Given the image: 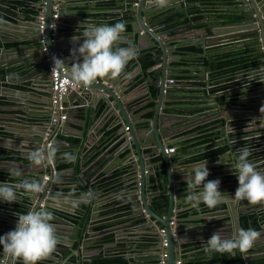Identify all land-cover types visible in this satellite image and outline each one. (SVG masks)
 <instances>
[{"label":"crops","instance_id":"0c3cea01","mask_svg":"<svg viewBox=\"0 0 264 264\" xmlns=\"http://www.w3.org/2000/svg\"><path fill=\"white\" fill-rule=\"evenodd\" d=\"M194 1V0H193ZM196 1H206V0H195ZM233 0H214L212 2L213 6L215 7L212 13L215 12V14L207 13L203 19L200 21V23L215 18L216 14L223 13V14H229L231 11V7L233 6ZM61 2V1H60ZM142 2V0H141ZM147 2V0H146ZM149 2V0H148ZM68 9L69 12L67 19L69 20H75L79 23L78 29H80V26L85 21H90L92 23H95L97 25L99 24H107L108 18L107 15L114 14L117 16V18H124L125 22L130 21V25L132 22L131 18H128L129 14L131 13V10L136 7H141L140 1L136 2V0H121V8H108L104 10H90L92 7L91 3H88V0H82V2H79L78 4L71 2L70 0H67ZM174 4H176L174 2ZM183 4V3H182ZM199 4L196 2V5ZM76 5H84L85 9H82L81 7H76ZM181 8H174L173 5H168V7L165 8L164 12L161 14V17H166L169 15L173 16V19L171 22H177V19H174L175 16H181V14H178L176 11ZM75 12H79L83 15L82 18H76L75 15H78ZM79 14V15H80ZM126 14V15H124ZM191 18L186 17V22H191ZM143 23V22H142ZM140 30L138 29L135 32H132V25L131 29L127 32H125V40L120 42V47H135V49L138 52V57L130 61L125 69V73L128 75L125 76L122 74L120 78H103V79H97L95 82H93L91 85L85 87L82 85H76L74 89H77L79 92L80 90H83L84 96L83 100H79L78 102L74 101V107L75 111L72 112V114H83L84 108L87 109V122L85 126L82 125L84 121H82V117L78 116L77 119H72L70 121V127L71 129L66 130V135H60L65 140H68L71 142L67 149H62L61 151H57V153L61 152H70V150L76 149V153L74 154V161L72 162H65L63 159H60L59 163L60 166L57 169L53 170V173H55L59 179L57 180L62 182L61 185H67L69 186V190L67 193H70L71 196H59V197H53L50 196V202L48 203L50 207V211H54V217L58 218H65L66 212L70 213L71 216H76V211L68 210L70 207H76L78 205L80 208H86L85 200L82 199L85 191L88 190L91 191L93 194L96 195V199L99 203H105L106 207H109V203L116 202L117 198L124 197L128 191L133 189L134 186H138L136 191L138 192V199L140 200L139 203H142V200L145 203H148L151 206V202L149 203L150 199L153 203V208L157 211H160V215L162 217H165L167 212L166 205H163L164 203H161L162 198L166 199L168 189L164 188V186L161 184L160 190L157 191L153 189L154 185V179L153 177H150L148 187L152 188L147 192L150 196L147 198V200H144L141 196L142 191V184L140 182L134 183L133 173L132 170L133 167L131 166V161L135 162L138 161L139 157L141 160L147 157V154L150 152V143L149 145H144L141 149L138 146V138L135 134V131H133L134 136V142L137 143L135 146L134 144H131L130 150L128 149V140L120 142L123 135L130 134L129 131L132 129L130 125H126L125 128H123L125 134H122L119 136L118 134H121V128L120 126H116L113 121L110 118L109 111L111 109L116 108V104L119 102L120 95L122 96L125 93L130 92L129 94L124 96H130V101L136 100L138 98H143V103L140 105H136L134 108H132L131 112H136V116L139 114H143L147 112L143 117L142 121L144 122L142 126L145 127L146 121L148 117H152L153 113L148 112L151 107L155 105V101L148 98V94L146 91V88H139L138 90H135L134 87L139 84L140 81H143L144 77H148L149 79V59L152 57L150 55H145L148 50L152 48V41L151 37H149V34H147L144 30H147V25L142 24ZM198 23L197 21L192 22L193 29L190 28L187 32H182L181 36H186V38H191L193 40H196V44L199 48L202 49L201 58L203 59L204 56H206L208 59H206L205 66L208 65L215 68L216 67V61L214 58V55L217 53H222L225 51L230 50H236L237 47H240L244 45L243 43H240L239 45H232V43H226V44H217L214 43V36L212 34H206L203 31V28L206 27L204 24L196 26ZM211 24V23H210ZM67 25V26H66ZM66 28L64 30L60 29L61 32L65 31L66 35L64 37H59L56 42L60 41L59 43L61 45L62 50L64 51L65 57H61L65 60V63L70 67L71 66V49L77 45V41L73 39L74 36L80 35L83 31V28H81L77 33L75 30L72 29L73 24L71 23H65ZM210 27V26H209ZM3 29L7 31L6 33L8 35H17L18 37L21 36V34H29L26 30V26H20L18 29L14 26H3ZM150 30V29H149ZM170 38H173L175 36L174 34H170ZM160 39V37H157ZM83 37L80 38L79 43H83ZM198 41V42H197ZM201 41V42H199ZM55 42V43H56ZM239 43V42H238ZM12 46L16 45V43H9ZM189 45V44H186ZM234 47V48H233ZM17 52V51H16ZM32 55V52L24 49L23 51L19 53H14L9 56V59H12L14 57L18 56H24L25 58H28ZM142 55V56H141ZM182 57V59L179 62H175L174 64L180 68L179 73L177 75V80L181 82L183 85H178L179 93L183 97L177 100H189L192 101L190 104L192 107H199V110H196L195 112L190 111H182L180 113H174L171 120H167L166 122L160 121L159 127L164 126H172L173 129V135L171 134L170 139H166V141H170L169 147L173 145H177L176 143L183 140H194L196 137L203 136L208 133H212V131H216L218 133V136H220L218 131V125L223 123L231 125L233 131H237L239 129H243L246 125H243L244 123H247L249 120V117L247 115H240V113L244 112L241 107H231L229 104L238 105L241 106L242 104L240 101L242 99L247 98L249 94H246L248 90H245L243 86H249L251 81H244L240 79L238 76L232 78V80L235 82L230 88L225 89H213L215 84L214 82H211V84L206 83L204 80L201 79L202 76L199 74H190V72H194L195 69L201 67V61H198L196 65L190 64L186 65L184 61L196 58L197 55L189 54V53H183L178 54ZM143 56H147V58L143 59ZM196 63V62H195ZM137 64V65H136ZM165 65V62H164ZM196 66V67H195ZM157 67V65L155 66ZM204 67V66H203ZM32 72V71H31ZM30 72V73H31ZM139 73L143 74V77L140 79ZM16 74L12 73V77L8 76L9 82L12 81L13 77ZM32 75V74H31ZM35 75H33L31 78L26 79H15L17 83H24L26 86L31 87L34 83ZM48 79V75L45 77ZM242 80V81H241ZM224 80L220 81L219 83H223ZM13 83V82H12ZM12 87V86H11ZM182 88V90H181ZM40 91L38 88L36 89V92L38 93ZM46 91V89L44 90ZM82 93V92H80ZM176 93V94H177ZM104 95L105 97H111V95L114 97L111 99V109L105 111V103L100 99V96ZM4 99L9 103L6 109H4V113L2 112L0 114V123L4 124L3 130L8 133V136H5L6 140H2L0 143L1 148H7L9 150L18 151L19 153L23 154L28 152L29 150H18V146L23 144L24 142L19 141L18 139H14L12 136V130H18L17 133L19 135L29 138L33 134V130L30 131V129H24V128H18L17 125H21L20 122H18V119H12L11 116L14 113L22 114L23 112L19 111L21 109V106H19L18 102H14L11 100L15 94L12 91H6L2 95ZM212 96L215 97L216 102L220 105H223L220 107V111L217 112L215 108H213L208 102V97ZM34 99L35 97H31ZM86 98V99H85ZM229 99V101L226 100ZM25 101L28 99V97H24ZM248 99H251L249 97ZM99 101L100 105L98 109L96 108V103ZM65 107H69L68 102L63 103ZM189 104V105H190ZM228 104V105H227ZM190 107V106H188ZM244 108V107H243ZM77 109V110H76ZM118 109H115L117 111ZM211 112V114H209ZM135 117V116H134ZM217 119V120H216ZM153 123H156L155 120L151 121L149 124L152 125ZM235 124H238L235 126ZM97 126V134L92 135L94 130H91V126ZM115 125V126H114ZM130 128H129V127ZM20 127V126H19ZM113 127V128H112ZM126 127H128L126 129ZM176 127V128H175ZM83 129V135L82 137H79V135L75 132V130H82ZM11 131V132H10ZM140 135L143 136L142 132H145V130L141 129ZM60 132V130H59ZM117 132L118 134H116ZM157 132H160L159 130ZM229 132V131H228ZM104 133V134H103ZM204 133V134H202ZM91 134V135H90ZM103 134V135H102ZM201 134V135H200ZM230 134H234L231 130L228 135L225 136L226 140L227 137H230ZM89 138V139H88ZM217 139V138H216ZM254 142H262L264 141V135H255L253 136ZM88 140V141H87ZM218 140V139H217ZM89 142V143H88ZM26 143V142H25ZM73 143H76L73 144ZM28 144V143H26ZM214 140H211L209 143L203 144L201 146H192L189 145V148L179 147L180 149L179 154L177 157H175V160H173L171 163L172 167L174 168V178L172 181H174V185H179V180H184L186 177V172L190 171V168L193 164L198 162H206L207 167L210 171V175L207 178L208 180H215L219 179L221 181L220 184V191L227 196V194L230 193V188L225 187L224 184H229L224 182L225 178L220 177L219 170L224 169L225 165H222L221 167H216V164H218V160H215V158H206L201 160H188L190 157L197 155L199 153H202L204 151L209 150V146L213 145ZM18 145V146H17ZM220 145V143L216 144ZM215 145V146H216ZM214 146V147H215ZM146 153V155H145ZM164 153L165 150H164ZM148 160V158H147ZM160 158L153 156L152 158V164L147 165V167H154V171H161V178L163 175V172L165 171V168L163 165L160 166L159 164ZM262 163H260L261 165ZM264 164V163H263ZM0 167L3 171H6L7 173H10L11 169H18L22 172V175L18 178H28L31 176H35L38 172L41 171V166H34L31 164V162H13V161H3L0 163ZM86 170V175L84 176V171ZM157 168V169H156ZM264 168V167H260ZM74 169V170H73ZM145 170L141 171L144 172ZM151 174V173H150ZM163 181V180H162ZM4 182V181H1ZM176 183V184H175ZM79 184L80 186L75 187V185ZM186 184L183 182V185ZM141 186V187H140ZM172 186V185H171ZM175 186L174 190H170L173 192L172 194H178V196L182 197L184 200L181 202H176L175 207L176 211H178V214L173 216L171 218L172 221L179 220L181 224V228L178 230V239L175 244V251L176 255L179 256L181 259L185 261V259H190V264H235V261L232 262H226L225 260H222L220 258V254L216 253L212 256V258H209L206 256V254L202 251V241L205 237V235L208 234L207 230L205 229H198V227L205 225L207 223L210 224V226L213 225V220L215 217H208V222H204L202 220V216H200V213L216 210V209H222L224 208V203L218 204L215 208H209L203 203L199 205L198 208H193L190 204L185 202V194H186V186L184 188H176ZM154 194H156L155 197ZM229 196H227L228 198ZM41 198V195H38V204L40 202H43V200H39ZM153 198V199H152ZM154 201L156 202V205H154ZM157 201L159 203V207L157 206ZM60 204V205H59ZM162 204V205H161ZM61 205H66V210H62ZM141 205V204H140ZM61 206V207H60ZM163 206L164 209L161 207ZM142 207V206H141ZM230 207V206H229ZM40 208V207H39ZM124 208V207H123ZM123 208H113V209H106L104 211H101L99 216H94V220L92 222V229L90 231H87V235L89 237V241L92 239H97V242L102 246V248H95L90 244L88 247V242H86V247L84 249L83 246L79 243V241H75L72 248L67 250V248H64V242L59 243L56 250L51 254V256L43 261H46L47 264H93V261L97 260L98 258H103L105 255L109 253L111 257L115 255H120L125 260V264H158L160 261L159 253V247L162 245L161 240L157 237L156 241H160V244H146L144 241H141V239H137V235H134L135 233L140 232H149L147 230L148 224L144 227L145 230H140L138 227L136 229V226L134 228H129L127 230H123V227L125 225H128L130 220H133L135 223L140 224L143 220L136 219L137 216L141 217L140 210L137 208L136 213L129 214L127 212H123ZM231 210H238V207H230ZM41 209V208H40ZM144 209V208H143ZM142 209V213L143 212ZM209 209V210H208ZM2 210V209H1ZM56 211V212H55ZM65 211V213L63 212ZM175 211V212H176ZM6 212V211H5ZM75 212V213H74ZM0 214L2 217H0V224H4L1 220L10 218L6 217L2 211H0ZM10 214L12 217V213L6 212ZM112 213H115L112 215ZM146 215V214H145ZM135 216V217H134ZM147 216V215H146ZM204 216V215H203ZM67 218V217H66ZM207 218V217H206ZM224 219V215H221V219ZM70 221L75 222V219L69 217L67 218ZM226 219V218H225ZM232 221V220H231ZM117 222V223H116ZM55 227H65L67 229H70L69 231L71 234H74V230L72 226L70 225H64L60 224L53 219L52 222ZM67 224V223H66ZM156 224L159 227H162L163 225L159 223L158 221ZM172 224V223H171ZM241 224L243 228L247 227L246 225L241 221ZM164 227V226H163ZM232 234H236L235 231H239V229L236 227H232ZM86 231V227L84 229ZM113 231H115V236L117 239H120V242L118 244H115L112 242L111 238L114 235ZM148 235H152L149 234ZM201 236V237H200ZM136 238L137 244H135V241H133ZM174 239V240H175ZM129 242V247L125 248V242ZM70 243V242H69ZM69 243L67 245H69ZM254 247H260L264 246V234L259 236L257 240L254 242ZM107 248V249H106ZM80 249H82V256H80ZM106 249V250H104ZM163 250L168 251L166 248ZM174 250L171 248V253L169 252V256H172V252ZM97 258V259H96ZM171 261V257L169 258ZM5 263L11 264V260L9 257L6 256L4 259ZM83 261V262H82ZM168 264V263H167Z\"/></svg>","mask_w":264,"mask_h":264},{"label":"water","instance_id":"95a60500","mask_svg":"<svg viewBox=\"0 0 264 264\" xmlns=\"http://www.w3.org/2000/svg\"><path fill=\"white\" fill-rule=\"evenodd\" d=\"M60 10L58 13V18L56 19V27H57V34L56 38L57 40L59 37H64L66 35L65 31L61 32L60 29L64 30L66 28L65 23H71L73 24L72 29L76 31V33L79 31L78 25L79 23L75 20H69L67 19L69 9L67 0H60ZM140 1L141 7H136L131 10V13L129 14V17L132 19L131 25H132V32L137 33L136 31L141 27V23L147 25V30H144L147 34H149V37H151L152 41V48L148 50V52L145 53V55L152 56L149 59L150 67L148 69L149 71V79L148 77H144L143 81H140L138 85L134 87L135 90H138L139 88H146V91L148 94V98L155 101V105L149 109L148 112H152V117H148L146 121L145 127L143 125L142 117L147 113L139 114L136 116V112H131L132 108H134L136 105H141L143 103V98H138L130 101V96H124L129 94L125 93L119 98V102L116 104V108L118 109L115 111V109H111V99L114 98L112 95L111 97H105L104 95L100 96V99L105 103V111L110 110L109 114L113 112V114L110 115L111 120L116 126H120L121 128V134L115 132L119 136L122 134H125L123 128H125L126 125L131 126V130L129 131V135L127 137V134L123 135L120 142L128 140V149L130 150L131 144L137 145L136 142H134V136L133 131H135V134L138 138V146L139 150L141 152V149L144 145H149L150 143V152L147 154V157L143 160L139 157L138 161H131V166L133 167L132 173L134 178V183L140 182L142 184V191L141 196L144 200H147V198L150 196L147 194L146 191L152 189L148 187L149 179L150 177H153L154 179V188L155 190L159 191L161 188L163 176L161 178L160 174L161 171H154V167H147V165L152 164V158L153 156L160 158L159 164L160 166L163 165L165 170L169 167L170 162L174 159L173 155L174 153H164V148L168 147L169 144L166 141V139L170 136L171 133H173L172 126H164L159 127V122L163 121L166 122L167 120H171L172 116H176L173 114H167L164 112L166 108L167 102L177 101V99H180L183 97L179 93V87L178 85H183L181 82L177 80V75L179 73L178 70L180 68L176 66L174 63L179 62L182 57L178 54H181L180 47L185 46L186 44H193L196 43V40H193L191 38H186V36H181L180 34L182 32H187L190 28L193 29V24L191 23H184V24H174L169 28H163L161 27L162 24V17H160V14H162L165 10V8L157 9L156 7L152 6L150 3V0L146 2V0H136V2ZM182 1L183 0H169V5H173L174 8H181L182 7ZM174 2L176 4H174ZM233 6L231 9H237L235 12H232V20L227 23H222L220 21H212L210 24V27H204L203 31L206 34H212L214 36V43L219 44H226V43H232V45H239L240 43H243L244 45L237 47L236 50H241L243 48H250L252 47L254 49L253 51V59L257 60V63L253 65L250 70L242 71L236 74V77L238 76L239 81L240 79L244 81L246 80H252L257 79L258 81L254 83V91L252 93H249V96L247 98L242 99L240 103L241 106L229 104L231 107H241V109L244 111L240 113V115H247L249 118L246 120H249L247 123H244L243 125H246L243 127V129H239L237 131H233L231 125L227 124H219L218 125V131H219V138L218 140H215L213 145L209 146V149L213 148L217 143L224 142V138L228 133L235 132L238 134H243L244 132L252 131V130H262L264 135V114L260 113V108L264 107V0H233ZM42 3L41 0L38 1L37 6H39ZM52 5L53 0H45L44 4V12L42 13V19L38 15H36L33 19L27 20L24 15L18 14L17 20L7 21L0 18V44L2 45L1 53H0V68L1 67H10V66H16L23 70H27L26 74L23 77H19L20 79H26L31 78L33 75L34 83L33 86L28 87L24 83H20L21 85H25L24 88H15L11 86H3L0 91V96L4 94L6 91H12L15 96L11 99L14 102H18L19 106H21V109L19 111L23 112L22 114L14 113L11 118L12 119H18L17 121L20 122L21 125H17L18 128H24V129H30V131H34L32 136L33 137H23L19 135L18 130H12V136L14 139H18L19 141L24 142L21 145L18 146V150H35V149H56L57 151H61L62 149H67L69 144L68 140L63 139L60 137V135H66L67 131L71 129L70 127V121L72 119H77L78 116L82 117V123L83 126H85L87 122V109L84 108L83 114H72L75 109L74 107V101L78 102L79 100H83L84 91L80 90V93L77 89H74L77 84H75V87H70L65 93L61 94L60 97H58V92L53 91L49 88V80L45 77L48 75V69L49 64L45 59L44 51H43V45L40 43V37L44 36L45 38V45L48 51V54L50 56V59L52 60L53 57L61 58L65 57L64 51L61 48L60 41L56 43L51 42V30L49 28V24L52 20ZM76 18H82L83 15L79 12H75L74 14ZM80 14V15H79ZM208 20H206L207 22ZM43 27L40 28V25ZM184 22V20H183ZM142 23V24H143ZM26 26V30L29 34H22L17 33L18 35L21 34L20 37L17 35H8L4 29L3 26H14L17 29L20 26ZM150 29V30H149ZM170 34H174L173 38H170ZM157 37H160L158 39ZM198 42V41H197ZM201 42V41H199ZM239 42V43H238ZM8 43H16V45L7 47L6 44ZM234 48V47H233ZM24 49L32 52V55L28 58H25L24 56H18L14 57L12 59H9V56L14 53H19L23 51ZM17 51V52H16ZM142 56V55H141ZM144 57V56H143ZM63 59V58H61ZM208 59L206 56L203 57V61L201 62L200 69L197 68L194 70V72H190V74H199L202 80H204L206 83H210V72L211 67L208 65L205 66V60ZM165 62V65H164ZM137 65V64H136ZM157 65V67H155ZM66 66H69V64ZM204 66V67H203ZM196 67V66H195ZM216 68V67H215ZM32 71V72H31ZM31 72V73H30ZM32 74V75H31ZM140 79L143 77V74L139 73ZM12 77V74L9 75ZM15 75L12 79L10 84H16L17 82L15 79H19ZM241 80V81H242ZM13 82V83H12ZM19 84V83H17ZM19 84V85H20ZM246 86L244 85L243 88ZM39 89L38 93L36 92V89ZM46 89V91H44ZM182 90V88H181ZM177 93V94H176ZM55 96V101H54ZM24 97H28V99H24ZM31 97H35L32 99ZM251 97V99H248ZM86 99V98H85ZM227 101L229 99L226 98ZM213 108L216 109L217 112L220 111V107L223 105H220L216 102L215 97L209 96L208 102ZM64 102L69 103V107L59 109V105L63 104ZM99 101L96 103V108L100 105ZM228 105V104H227ZM9 107V106H8ZM181 107V106H179ZM244 107V108H243ZM65 114V118L62 120L60 118L61 114ZM211 114V112L209 113ZM55 117V121L52 120V117ZM135 116V117H134ZM151 121L155 120L157 125L153 123L152 125L149 124ZM255 119V120H254ZM217 120V119H216ZM254 120V122H252ZM4 124L0 123V126L2 127ZM114 125V126H115ZM238 124H235L237 126ZM5 126V125H4ZM20 126V127H19ZM129 127V126H128ZM3 128V127H2ZM97 126L92 125L91 130H94L92 132L94 134H97L99 130H97ZM113 128V127H112ZM130 128V127H129ZM176 128V127H175ZM247 128V129H246ZM141 129L145 130V132H142L143 136L140 135ZM246 129V130H245ZM60 130V132H59ZM133 130V131H132ZM160 132H157V131ZM229 131V132H228ZM11 132V131H10ZM75 132L79 135V137H82L83 135V129L82 130H75ZM104 134V133H103ZM102 134V135H103ZM91 135V134H90ZM89 139V138H88ZM2 140H6L5 137L0 136V143ZM88 141V140H87ZM28 144H26V143ZM89 143V142H88ZM76 145V143H73ZM131 151V150H130ZM63 153H57L55 158L51 161V165L54 168H57V166L60 165L59 161L60 159H63ZM70 153L74 156L76 153V149L70 150ZM229 154V153H228ZM146 155V153H145ZM22 157H25V153L22 154ZM234 156H229V161L224 162V165H232L234 164V161L232 159ZM148 158V160H147ZM231 159V162H230ZM49 164V162H46L45 164L41 165V171L35 174V176H31V180H39L43 184L42 190L34 195H27L31 200L28 203L27 206V212L29 210H40V208L46 209L50 211V207L48 203L50 202V196L53 197H59V196H71L70 193H67L69 190V186L67 185H61L58 183L59 177L52 172V167ZM84 168H82V171ZM157 169V168H156ZM74 170V169H73ZM145 170L144 172H141ZM48 173V178L46 181L44 180V176ZM151 173V174H150ZM86 175V170L84 171V176ZM232 176L236 177V181L238 182L237 175L231 174ZM173 179V178H172ZM169 177L167 179L168 187L170 190H173L172 186L182 187V184L179 183V185H174V181ZM181 181V180H179ZM176 184V183H175ZM172 185V186H171ZM80 186L79 184L75 185V187ZM138 186H134L133 189L128 191L124 197L119 198V203H109V207H106L105 203H99L98 200L95 198L96 195H93V198L89 201L84 203L86 205V208H80L78 205L76 207H70L68 210L76 211V216H71L70 213L66 212V217L75 219V222L70 221L66 217L61 219L58 217H54L55 221L64 224V225H70L72 226L74 230V234H71L69 231L70 229H67L65 227H56L57 235L59 236L61 243L62 241L65 243L63 246L64 248H67L69 250L74 245L75 241H79L81 246L86 247V242L89 241V237L87 235V231H90L92 229V222L95 219L94 216H99L101 211H104L106 209H113V208H119L124 207L123 212H127L129 214L136 213L137 208L140 210V216L136 219L143 220L140 222V224L135 223L133 220H130L128 225H125L123 227V230H127L130 227L134 228L136 226L140 230H145V226L148 224L147 230L149 232H138L134 235H137V239H141V241H144L146 244H160V241H156L155 238H159L161 240V237L159 235V229L160 227L156 224L158 221L161 223L163 228L165 229V238L167 239L168 245L166 249L168 250V256L169 252L171 253V248L174 250L172 252L171 261L170 257L166 258V261L168 264H176L177 260H180L181 258L176 255L175 251V244L178 239V230L181 228V224L179 220L172 221L171 218L178 214V211H176L175 203L178 200V194H172L173 192H169L167 194V212L165 217H162L160 215V211L155 210L152 206H150L148 203H145L142 200V203H139L140 200L138 199V192L136 191ZM141 187V186H140ZM175 188V187H174ZM88 193V190L85 191L84 194ZM41 195V198L39 200H43V202L38 204V195ZM156 194H154L153 197H155ZM153 199V198H152ZM151 202V203H150ZM149 203L152 205V201L150 199ZM42 204V206H40ZM141 204V205H140ZM60 205V204H59ZM40 206V208H39ZM64 208H61L62 210H66V205H61ZM60 206V207H61ZM142 206V207H141ZM146 211L148 214L147 216L145 213H142V209ZM4 213L6 217H10L4 220H1L4 222V224H0V236L5 235L9 231H12L15 229L17 223H18V215L20 214H27V212H21L19 214H12L13 217L6 213L4 210H1ZM176 211V212H175ZM54 213V211H51ZM56 212V211H55ZM65 213V211H63ZM2 214V213H0ZM115 213H112L114 215ZM204 215V216H203ZM221 215H224V219H221ZM200 216H202V220L204 222H208V217H215L213 220V225L210 226L209 223L205 225H202L198 227V229H205L207 230L208 234L205 235L204 239L207 241L213 233L217 232L218 230L222 229V234L225 237L230 238L234 234H232V227H236L239 230L243 228L241 221L237 215L233 212L231 213V210L229 209L228 203H224L223 209H216L204 213H200ZM0 217H2L0 215ZM207 217V218H206ZM226 218V219H225ZM232 218V219H231ZM232 220V221H231ZM53 222V221H52ZM172 222V224H171ZM67 223V224H66ZM117 223V222H116ZM86 227V231H84ZM244 229V228H243ZM248 229V228H247ZM245 229V230H247ZM253 229V228H252ZM93 230V229H92ZM114 235L112 236L111 240L113 243L118 244L120 242V239H117L115 236V231H113ZM238 233L237 231H235ZM152 234V235H148ZM177 237V239H175ZM201 237V236H200ZM175 239V240H174ZM135 241V244H137L136 238L133 240ZM140 241V240H139ZM204 241V240H203ZM70 242V243H69ZM125 242V241H124ZM69 243V245H67ZM97 243V240L89 241L88 247L90 244H93L92 246H97L99 248H102L103 245H95ZM161 245V244H160ZM60 247V246H57ZM129 247V242H125V248ZM159 253L158 255H161V251L163 250L162 245L159 247ZM107 249V248H106ZM104 249V250H106ZM6 254L3 252V250H0V264H8L5 263L4 259L6 258ZM80 256H82V249H80ZM236 256L239 257L235 261V264H250V261L256 260V259H264V250L262 248H254L252 247L247 253H239L237 251ZM9 257V256H7ZM11 260V264H18L20 261L15 260L11 257H9ZM183 261L182 264H190V259H181ZM46 261H41L40 263H43ZM159 264V263H158ZM226 264V263H225Z\"/></svg>","mask_w":264,"mask_h":264},{"label":"clouds","instance_id":"9594fccd","mask_svg":"<svg viewBox=\"0 0 264 264\" xmlns=\"http://www.w3.org/2000/svg\"><path fill=\"white\" fill-rule=\"evenodd\" d=\"M150 3L157 9H161L168 7L169 0H150ZM81 28H83L82 33L73 37L78 46L71 49V66H66L64 59L53 57L51 60L53 62L52 73L58 72L71 83L85 87L97 79L106 77L115 79L120 78L122 74L127 76L125 69L130 61L138 57V52L135 47L119 46L120 42L126 38L124 35L126 23L118 21L112 25H97L87 20L80 26ZM56 34L57 28L54 36L51 31V40L53 37L55 38L54 42L51 41L52 43L57 40ZM41 37L45 40L44 36ZM41 37L40 43L46 47L45 41L41 42ZM81 37L84 38L82 44L79 43ZM49 78L48 69L50 82ZM61 105L64 106V104ZM6 108L7 106L3 110ZM64 108L66 107L64 106ZM260 113L264 114V107L260 108ZM237 153L235 157H232L234 164L230 168L238 178V188L232 198L247 200L251 205H264V168H260V163H264V161H250L249 157L252 152L247 146L240 148ZM55 156L56 149L54 148L51 150H29L25 153V158L34 166H41L46 162L51 165ZM63 159L72 162L75 157L72 153L65 152ZM207 163V160L206 162L195 163L191 166L190 171L186 172V194L184 198L185 202L193 208H198L201 203L213 208L225 199V194L219 190L221 181L219 179H207L210 175ZM218 163H224V157L220 156ZM55 169L57 168L52 167V172ZM47 174L44 176L45 181L48 178ZM9 175L20 177L22 172L18 169H11ZM42 188V182L35 179L24 178L15 183L0 182V201L13 203L18 199V192L21 196L34 195L39 193ZM93 195L89 191L83 195L82 199L89 202ZM143 212L148 215L144 209ZM53 219V212L43 208L29 210L27 214L18 215V223L15 229L0 236V247L7 256L22 261V264H40L41 261L49 258L56 250L57 245L61 243L56 227L52 223ZM259 236L260 232L255 229L248 228L245 230L241 228L238 233L228 238L222 234L221 229L213 233L207 241H202V251L209 258H212L216 253H227L233 256L236 255L237 251L247 253Z\"/></svg>","mask_w":264,"mask_h":264},{"label":"trees","instance_id":"16d2710c","mask_svg":"<svg viewBox=\"0 0 264 264\" xmlns=\"http://www.w3.org/2000/svg\"><path fill=\"white\" fill-rule=\"evenodd\" d=\"M39 0H0V18L7 20V21H16L17 20V15L21 14L24 15L27 20L33 19L38 13L40 12L41 5L37 6ZM73 3L78 4L79 2H82V0H70ZM214 0H206V1H196L199 4L196 5L195 0H184L181 9L177 11L178 14H184L185 18H191V22L197 21L198 25L204 24V26L208 27L210 26V23L212 21H220L222 23H227L229 21V14H223L222 12L219 14H216L215 18L210 19L207 22H202L200 21L203 19V17L207 14H215L216 10L215 7L213 6L212 2ZM88 3H91L92 7L90 10H104L108 8H121V0H88ZM76 7H81V5H76ZM82 9H85L84 5L81 7ZM212 11H215L212 13ZM181 12V13H180ZM230 13V12H229ZM126 15V14H124ZM108 18V25H112L118 21H123L125 22L124 18H117L116 15L111 14L106 16ZM128 18H130L128 16ZM162 24L163 28H169L173 24L172 19L173 16L169 15L166 17H162ZM126 23V32L131 29L130 21L125 22ZM7 47H11V44H6ZM2 45L0 44V53H1ZM181 55L183 53H189L193 54L194 56L197 55L198 57L192 58L189 60L184 61L186 65L194 64L196 65L198 61H203L201 58V53L202 49L198 47L196 44H189L181 47ZM253 51L254 49L252 47L250 48H243L241 50H230V51H225L222 53H217L214 55L215 61H216V68L212 67V70L210 72V78L211 82H214L215 86L213 89H225V88H230L235 82L232 80L236 76L237 73L250 70V68L257 63V60L253 59ZM147 58V56H144L143 59ZM196 62V63H195ZM206 63V60H205ZM27 70H23L19 67L16 66H10V67H1L0 68V91L3 86H12L15 88H24L23 85L19 84H10L9 80L7 77L10 74H16L17 78L23 77L26 74ZM219 80L223 81V83H219ZM252 87V86H251ZM192 101L189 100H177L174 103H171L172 111L180 113L182 111H190V112H195L196 110H199L197 106L192 107L190 103ZM8 102L4 99L3 96H0V113L5 112L3 110L4 107H8ZM190 104V105H189ZM178 106V107H175ZM181 106V107H179ZM190 106V107H188ZM204 134V133H202ZM201 135V134H200ZM0 136L5 137L8 136V133L3 130V128L0 126ZM238 136H242V134H239ZM216 138H219L218 133L216 131H212V133H208L205 135H201L199 137H196L194 140H183L179 141L176 144L173 145L176 148L179 147H185L189 148V145L192 146H201L203 144L209 143L211 140H215ZM227 150L226 146H215L207 151H204L202 153H199L197 155H194L190 157L188 160H201V159H206V158H215V160H219V156L223 155L224 152ZM214 160V159H213ZM3 161H13V162H30L27 160L25 157H22V154L19 153L18 151L14 150H9L7 148H1L0 147V163ZM64 166L59 165L57 167ZM222 164L218 163L216 164V167H221ZM31 177H28L27 179H30ZM24 178H18V177H11L9 173L6 171H3L0 167V182L4 181H10L12 183L18 182L19 180H22ZM18 199L16 202L13 203H8L4 201H0V209L12 213V214H19L21 212H27V206L28 203L30 202V198L27 195L21 196L19 192L17 193ZM161 203H164L163 205H166L167 207V199L161 200ZM154 204L156 205V202L154 201ZM162 205V204H161ZM157 206L159 207V203L157 201ZM121 208V207H119ZM123 208V206H122ZM162 209L163 206L161 207ZM215 208V207H213ZM124 209V208H123ZM209 210V209H208ZM249 218H254L252 215H242L241 216V221L246 225L248 223ZM253 225L257 228L259 227L257 221L253 222ZM156 240V238H155ZM151 245V244H150ZM0 250H3L2 247H0ZM220 258L222 260H225L226 262H232L236 261L239 259L238 256H233L231 254H220ZM97 259V258H96ZM40 264H47L45 262L40 263ZM93 264H125V260L122 258L120 255H115L111 257L109 253L105 255L103 258H98L96 261H93ZM250 264H264V259H256L250 261Z\"/></svg>","mask_w":264,"mask_h":264},{"label":"flooded vegetation","instance_id":"af4514ba","mask_svg":"<svg viewBox=\"0 0 264 264\" xmlns=\"http://www.w3.org/2000/svg\"><path fill=\"white\" fill-rule=\"evenodd\" d=\"M183 1H182V3H183ZM176 9H178V8H176ZM236 10L237 9H231V11L229 13V15H230L229 16V21H231L232 18H233L232 17V12H235ZM160 17H161V14H160ZM174 19H177L176 20L177 22H173L172 25H174V24H184V23H188L189 24V23H191V22H186V18H185L184 14H182L181 16H175ZM183 20H184V22H183ZM180 49H181V47H180ZM248 81H251V83H249L250 85L248 87L246 86L245 90H248L246 92V94L252 93L254 91V87H253L255 85L254 83H256L258 80L257 79H252V80H248ZM174 102L175 101L166 103V108L164 110L165 113H167V114L176 113V112L172 111V107L173 106H171V103H174ZM175 107H178V106H175ZM169 120H170V118H169ZM169 133L172 134L171 131ZM233 133L234 134H232V135L230 134V137H227L228 138L227 140H226V138H224V142H220L221 146H226L227 147V150L224 152L223 155H221L222 157H224V162H228L229 161V156H234L235 157L238 154L237 151H239L240 148L245 147V146H247L252 152V155L249 157L250 161H252V162L264 161V141L257 143V142H254V139H252L253 136H255V135H263L262 134L263 133L262 130L255 129V130H252V131L244 132L242 134V136H238L239 135L238 133H235V132H233ZM171 134L168 137V140H171L170 139ZM217 139H220V138H217ZM217 139H215V140H217ZM234 141H235V143H233ZM167 142H168V144L170 143V141H167ZM216 146H218V145H216ZM168 147H165L164 150H166ZM170 147H174L175 148L174 151L172 152V153L175 152V154L173 155V158H174L173 160H175V157L178 156L180 149L176 148L175 146H170ZM219 160H220V156H219ZM171 162H170L169 167L163 172V175H162L163 176V181H161L162 185L164 186V188L168 189V193L167 194H169V192H171V191H169L167 179L169 177L171 179L174 178V168L172 167L173 163H171ZM230 162H231V159H230ZM221 164L224 165V163H221ZM173 165H175V164H173ZM261 166L264 167V164L262 163L260 165V167ZM231 167H233V166L232 165H225L224 169H220L218 171L219 174H220L219 176L222 177V178H225L224 182L229 183L228 185L224 184L225 187L230 188V190H229L230 193L227 194V196H229V197L227 198V196H225V199H224V201L222 203H228V205L230 207L231 206L238 207V210H236V211L234 209L231 210L230 207H229V209L231 210L232 214L234 212L235 215H237L239 217L240 221H241V216L242 215H250V216L252 215V217L254 216V218H249L248 223H247V227H245V229L253 228V229L257 230L258 232H260V236H261L262 234H264V205H251V204L248 203L247 200H235L234 198H232V196L235 195L236 189L238 188V182L236 181V177L231 175V174H233L232 169H230ZM183 182H185V181L184 180L180 181V183L182 184L181 188H184V186H186V184L183 185ZM172 187H173V190H174L175 186H172ZM176 188H180V187H176ZM118 201H119V198L116 199V202H111V203H119ZM178 201L182 203L184 200L182 199V197L178 196L177 202ZM151 206H153V203H152ZM138 217L139 216H137V218ZM254 221H257L259 227L256 228L253 225ZM93 240H97V239H92L91 241H93ZM95 245H99V243L97 242ZM94 247L98 248L97 246H94ZM254 248H257V249L258 248H262L264 250V246H260V247L256 246ZM166 263H167V261H166ZM18 264H22V261H20Z\"/></svg>","mask_w":264,"mask_h":264},{"label":"built area","instance_id":"2783aa9c","mask_svg":"<svg viewBox=\"0 0 264 264\" xmlns=\"http://www.w3.org/2000/svg\"><path fill=\"white\" fill-rule=\"evenodd\" d=\"M42 3L40 4L41 5V9H40V12L38 13V16L40 17V19H42V13L44 12V4H45V0H41ZM60 0H53V5H52V20L49 24V28L50 30L52 31V35L54 36L55 33H56V19L58 18V13H59V10H60ZM40 27L42 28L43 25H42V22H41V25ZM51 41H55V38L53 37ZM41 42L43 43L44 42V39L43 37H41ZM43 51L45 53V56H46V61H48L49 63V75H50V84H49V87L53 90V91H57L58 92V97H60V94L62 93H65L70 87H75V84L74 83H71L68 79H66L62 74L60 73H52V67H53V62L51 61L49 55H48V52H47V49L46 47L44 46L43 47ZM54 101H55V96H54ZM64 106L63 105H59V109H63ZM60 118L61 119H64L65 118V114H61L60 115ZM52 120L55 121V117L53 116L52 117ZM128 127H126L127 129ZM174 147H168L165 152L166 153H171L174 151ZM172 223V222H171ZM159 234H160V237H161V243H162V247H167L168 245V242H167V239L164 237L165 235V229L164 228H160L159 229ZM160 261H159V264H166V258L168 257V252L166 250H162L161 251V255H160ZM183 261L180 259V260H177L176 261V264H182Z\"/></svg>","mask_w":264,"mask_h":264}]
</instances>
